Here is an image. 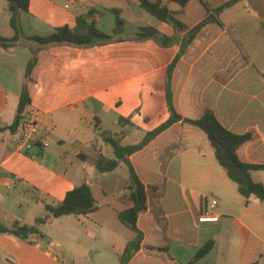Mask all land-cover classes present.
I'll return each instance as SVG.
<instances>
[{"label": "crops", "instance_id": "obj_1", "mask_svg": "<svg viewBox=\"0 0 264 264\" xmlns=\"http://www.w3.org/2000/svg\"><path fill=\"white\" fill-rule=\"evenodd\" d=\"M68 1L29 0L28 11L20 14L25 35L72 28L77 16L90 11L97 25L114 9L125 20L127 35L87 47L24 41L0 47V128L14 120L29 47L37 48L22 127L16 133L0 130V225H34L46 214L45 204L62 201L81 182L90 186L98 209L54 218L27 240L0 233V264H103L108 253L120 257L135 236L117 219L128 207L120 199L128 170L120 163L112 171H97L100 155L113 157L102 135L134 145L169 119L167 68L186 32L208 14L219 24H205L176 62L168 87L172 106L190 120L212 111L228 131L250 134L237 156L264 165V0H239L217 15L213 11L229 0H203L208 12L200 0L184 7L152 0L173 11L184 31L159 21L136 0H83L67 9ZM9 18L8 2L0 0V35L6 38L13 36ZM45 26L53 31L42 32ZM143 26L173 43L163 47L152 39L129 38ZM40 54L46 55L43 61ZM30 116L37 132L26 140L23 125ZM129 161L145 186L147 208L136 220L141 246L127 264H186L209 241L212 249L194 264H264V201L239 194L202 130L175 122ZM251 178L264 185V170L251 171ZM212 200L218 220L198 221ZM116 203L124 207L116 209Z\"/></svg>", "mask_w": 264, "mask_h": 264}, {"label": "trees", "instance_id": "obj_2", "mask_svg": "<svg viewBox=\"0 0 264 264\" xmlns=\"http://www.w3.org/2000/svg\"><path fill=\"white\" fill-rule=\"evenodd\" d=\"M8 2V10L10 12L9 25L13 30V36L6 38L0 35V47L8 49L24 41L36 43L41 47L49 45H73L79 47L92 46L97 43H107L113 40H121L126 34V23L120 17L119 11L112 10L114 14V27L112 34H108L100 30L96 25L94 17L95 12L90 11L87 14L77 16L75 26L57 27L52 33L47 35H25L22 25L20 23V14L27 12L29 9V0H6ZM138 5L147 13L158 19L159 21L172 24L178 31H184L186 26L175 18V13L162 4L160 1L152 0H136ZM177 3L180 7H184L190 0H168ZM205 6L207 12L208 8L203 0H200ZM239 0H229L222 6L214 10L217 15L223 8L229 7ZM209 22H217L219 20L216 16L208 14L199 24L186 32V35L180 45V50L167 68V105L170 112L169 119L156 128L147 133L145 137L137 144L122 146L110 134H103L104 142L110 145L113 157H106L100 155L95 161L97 171L104 173L114 170L120 163H123L128 170L129 183L124 188L120 199L128 205L127 208L117 212V219L128 229L134 232L135 236L127 243L122 254L119 257V264H127L132 255L140 248L142 241V233L137 228L136 220L139 214L144 212L147 208V199L145 193V186L138 178L133 166L129 161L130 155L143 148L149 141H151L157 134L165 130L171 124L183 121L195 127H198L204 132L209 140L217 162L225 170L228 178L237 185L239 194L246 200L250 196H255L264 201V185L254 182L251 178V171L264 170V165H251L242 162L237 156V149L240 145L250 139V134L237 135L225 129L216 119L212 111H206L201 118L197 120H190L182 118L174 109L169 97V80L173 68L180 56L185 52L187 46L192 42L199 30ZM129 38L133 40H147L152 39L161 46L166 47L173 43V38L161 34L151 26L137 27ZM31 51V58L26 64L25 81L22 85L19 95L16 114L13 122L0 130H9L16 133L22 127V121L26 113V108L31 102V95L29 86L34 82L32 73L37 64V48L29 47ZM98 204L95 200L90 186L81 182L73 189L66 192L62 201L49 205L45 204L46 214L35 219L34 225L13 223L10 227L0 225V233H5L16 237L19 240H27L31 236L40 235V227L48 223L54 218L64 215H88L97 211ZM213 247L211 241L205 243L197 250L193 258L186 264H194L205 254H207ZM166 251L165 249H160ZM250 264H256L255 262Z\"/></svg>", "mask_w": 264, "mask_h": 264}, {"label": "rangeland", "instance_id": "obj_3", "mask_svg": "<svg viewBox=\"0 0 264 264\" xmlns=\"http://www.w3.org/2000/svg\"><path fill=\"white\" fill-rule=\"evenodd\" d=\"M97 26L99 27V29H101L103 32L108 33V34H112V29L114 26V15L111 13H106L103 16H101L99 18L98 24ZM24 30L27 31L28 33V29L26 27H24ZM43 31H53L52 28L49 27H44L41 30ZM40 61H43L46 58L45 54H40ZM116 209H121L122 207H124L121 203H116ZM126 233L128 235H131V231H129L128 229H125ZM100 246H102L103 244H99ZM89 259H92V256H89ZM103 262V264H119V257L116 256L115 254L108 253L106 255H104V257L101 260Z\"/></svg>", "mask_w": 264, "mask_h": 264}, {"label": "built area", "instance_id": "obj_4", "mask_svg": "<svg viewBox=\"0 0 264 264\" xmlns=\"http://www.w3.org/2000/svg\"><path fill=\"white\" fill-rule=\"evenodd\" d=\"M83 0H70L65 4V8H70L71 5L76 3H81ZM26 132L24 134V137H26V140H30L32 134H35L37 132L35 128V124L33 123L32 116L29 117V119L24 120V125ZM217 201L212 200L210 204L205 208V210L200 214L198 221L200 222H215L218 220V215H216L213 210L216 206Z\"/></svg>", "mask_w": 264, "mask_h": 264}]
</instances>
